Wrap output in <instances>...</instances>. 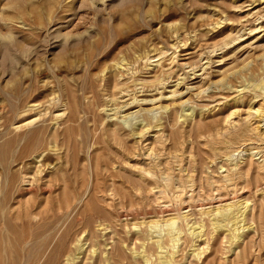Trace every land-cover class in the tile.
I'll return each mask as SVG.
<instances>
[{"label":"rangeland","instance_id":"1","mask_svg":"<svg viewBox=\"0 0 264 264\" xmlns=\"http://www.w3.org/2000/svg\"><path fill=\"white\" fill-rule=\"evenodd\" d=\"M12 12L15 19L7 22ZM7 33L12 40L1 37ZM88 50H96L89 70L83 62ZM122 60L130 64L119 69ZM28 68L42 70L26 110L35 107L12 119L9 93L17 81L29 87L23 79ZM90 79L97 88L84 94L81 86ZM65 84L82 104L96 96L93 111L80 114L81 133L87 130L92 138L85 135L87 143H81L77 137L75 155L60 147L46 160L30 156L24 164L30 179L38 168L43 182L64 175L85 202L93 198L114 216L106 223L112 227L103 230L107 225L99 219L93 229L101 244H109L106 249L122 237L124 264H146V256L149 264H161L157 258L164 253L143 240L147 233L165 236V227L150 231L149 221L187 214L179 220L181 241L170 249L176 251L173 264H264V0H0V147L45 126L51 148L48 135L62 130L68 114L60 103ZM128 112L131 122L124 117ZM96 135L100 139L92 141ZM21 166L12 169L18 174ZM20 180L18 174L20 189L32 186ZM31 198L21 193L9 210L15 215ZM229 204L244 211L239 225L250 226L240 231L241 239L231 244L224 228L207 238L208 245L206 236L191 235L190 225L208 223L201 210ZM12 247L3 253V264L19 261ZM89 249L80 257L98 264ZM193 249L204 250L200 259Z\"/></svg>","mask_w":264,"mask_h":264},{"label":"bare ground","instance_id":"2","mask_svg":"<svg viewBox=\"0 0 264 264\" xmlns=\"http://www.w3.org/2000/svg\"><path fill=\"white\" fill-rule=\"evenodd\" d=\"M101 1L103 2L104 0H101ZM93 3L95 4L96 2L93 1ZM8 6H9V8L13 9V8H15L16 3H13V4L8 5ZM5 16H6L5 17L6 21L11 22L13 19H15L16 15L12 12V14L9 13ZM12 35H13L12 33H7L6 35H2L1 37L12 40L13 39ZM88 51L89 52L85 53V55H84L85 59L83 62H86L87 68L89 70V68L91 67L90 61L94 58V56H96V50H88ZM14 55H12V56H14ZM129 64L130 63L127 60H122L117 65H118L119 69H121V68L124 69L127 66H129ZM14 69L15 68H13V70ZM41 71H42L41 69L40 70L29 69V68L25 69L23 79L26 80L24 82H30L31 83L29 85V87L24 88L22 86V83L20 81H17L18 83H16L14 85V87L11 89L9 94H11L12 100L10 103V107H9L10 109L9 110L11 111L12 119H15L16 116H19L22 113H26L28 111L29 112L33 111V108L35 107V105L28 106L27 110H26V107L30 103L29 99L34 97V93L36 92V89H35V86H33V82L37 78V76H39L41 74ZM127 71H129V69H127ZM120 76H122V74ZM21 81H22V79H21ZM89 81L90 82H89V84L87 83L88 84L87 86H84V87H83V85L81 86V90L83 91L84 94H88L89 91H92L93 87L94 88L96 87V85L93 86L94 81L92 79H90ZM114 81H116V79ZM164 81H166L165 77L163 79H161V83ZM13 83H14V81H13ZM158 83H159V85L161 84L160 82H158ZM116 84L117 83L114 82V86H116ZM64 89H67V90H65L66 93L64 95H62V98L64 97L65 100L63 101V99H62V101L60 103L64 102L66 104L65 108H66V111H68V114H67L65 120L63 121L64 125H63V128L60 132L55 131L54 133H51L50 135L47 134L50 138L49 142L52 143L53 148L51 147L48 149L46 147V144L48 142L45 144V142L47 141V138H46L47 136H45L46 135L45 129L47 127H45V126L33 128V130H30V132H27V133L17 134L16 137H14V139H11V140L7 139V141L3 142V145H1V147H0V166H2V168L0 170V192H1V196H0V264H3V261H4L3 260L4 259L3 253H6L7 246H9V248H11L13 242H14V244L12 247V252L14 254L18 255V257L17 256L14 257L15 258L14 260H17L16 258H18L22 264H24V263L25 264H95V261H93L94 258L92 260L93 262L90 260L91 263L90 262L87 263L86 261L88 258L85 257V261H84L83 256L80 257L81 254H84L86 252L88 247H90L89 253L91 254V256L96 257V258H97V256H99L98 262H97L98 264H124L123 262L127 259L125 257L126 252L123 251L124 247H122L123 246V244H122L123 241L121 240L122 237H121V239H116V240H118V242L115 240V242H116L115 244H114V242L112 243V244H114V246L111 245L112 248L110 247V249L109 248L106 249L109 246V244H104V245L101 244V242L98 240L99 237L97 236L96 231L93 230L95 223L98 222L99 219L102 222H104L105 224L111 223L110 221L113 220L114 216L112 217V214L110 212L103 210L101 208H98L94 204L95 202L92 201L93 200L92 197H91L92 200L91 199L87 200V198H86L87 201L85 202V200L83 199V193H80L78 191L71 189L68 186V184L66 183V177L64 175H62L61 178L56 177L52 180L51 179H48L47 181L44 180V182H43L44 178H37L36 177L38 174H40L42 172L41 169L38 168V170L35 172V174L33 176L31 175L32 179H30L29 178L30 176H28L26 165L24 164V160L26 158H28L30 156H32V157L34 156V158H36V159L43 158L42 160H46L50 156L49 152L58 151L61 148H64L67 152L72 151V152H74V155H75L76 154L75 153L76 147L78 146L77 137H79V136L83 137L81 143H84L85 135H86V139L92 138L91 135L89 136L87 134V130H86V134H83V132L81 133V130H83L82 129L83 124L80 123L81 122V117H80L81 115L80 114H81L83 109H85L84 111H86L88 109V113H89L91 108L95 107L96 101H94V100H95L96 96L92 97L93 98L92 102L82 104L81 103L82 101L80 102L79 98L77 97V95L75 93V90H73L67 84H65ZM28 92H29V94L27 95L26 93H28ZM175 92L176 91H173V94H175ZM23 96H27L28 99H26V100L24 99L25 101L21 102V99ZM85 98H87V97H85ZM54 100H55V98L53 99L52 103H54ZM57 103H55V104H57ZM56 106H58V105H56ZM168 106H165V108H167ZM47 110H49V109H47ZM47 110L45 111V113L43 115L39 111V113H38L39 119L42 116L46 115ZM91 111H93V110H91ZM64 113H65V111H64ZM64 113H60V114H58L59 116L56 115V117L60 118V116H62ZM132 114H133V112H131V113L128 112L127 114L124 115V117L128 118V120H130L129 122H131V115ZM111 116H113V115H109V118H111ZM185 116H187V114H185ZM185 118L186 117H184V119ZM187 119H188V117H187ZM36 120L37 119L34 118V119L26 122L24 124V126L26 127V126H30V125L34 124ZM42 124H44V123H42ZM95 124H97V123H95ZM95 126L93 125L92 127H95ZM137 129H139V128H137ZM111 132L114 134L115 130L111 129ZM88 133H89V130H88ZM133 133L137 134V132H134V131H133ZM142 133H143V131H142ZM95 137H97V135L93 136L92 141L94 140ZM115 137H116V135H115ZM115 137H114V139H115ZM98 138H99V136H98ZM98 138L97 139L95 138V139L98 140ZM121 140H122L121 143L124 142L123 139H121ZM21 141H23V143H21ZM96 143L97 142H95L94 144H96ZM117 143H119V142H117ZM88 144H89V142H88ZM46 151H48V153H46ZM14 163H16V165H22L20 167V169L18 170V174L21 176L20 181L22 183H24V182L29 183L30 182L32 184V186L27 188L26 191L23 189H20L16 185L18 174L16 173L17 171L15 172L12 169V165ZM96 163H97L96 166H94V167H96L95 169H97V166H98L97 161H96ZM49 165H51V164H49ZM49 165L47 164V166H49ZM41 166H43V164ZM45 166H46V164H45ZM73 169H74V166H73ZM89 169H90V167H89ZM95 177H98V174H96ZM90 179L88 181L92 180V179L91 180ZM97 179L95 180L96 182L98 181ZM61 183L64 186V189L62 187L63 193L61 195H56L55 197H53L52 194H53L54 189H56L57 187H60ZM94 183L92 185L93 187H95ZM87 187H88V185H87ZM136 188L137 187H135V189ZM86 190L87 189H85V191ZM24 192L27 194H31V195L33 194V198H31L30 200H26L25 203H23V204L20 203L21 209L19 211H17L16 214L14 215L9 210L10 206H11L10 204L13 201L16 202V200H18V195H20L21 193H24ZM83 200H84V204H83L84 206L82 205ZM131 203H129V204H131ZM122 204H121V206H122ZM129 206L132 207L133 205L131 204ZM122 208H123V206H122ZM130 209L132 210V208H130ZM241 210L242 209L240 207H237V204H229L226 206L224 205V206L216 207L215 209L208 210V211L207 210H201L200 215L201 216H203V215L207 216L208 217V223H206L207 221L204 222L205 220H201V221L199 220V222L196 221V226L190 225V227H188V228L191 229V235H196L197 238L206 236L205 241L207 240V238L212 237L214 232H218V230L224 228L225 229L224 231L227 232L225 237H227V239H229V242L231 244H233V242L235 240L241 239L242 235H241L240 231L244 230L245 228L250 227V226L245 227V225H239V224H241V222H243L242 219H240V218H241V216H243L244 211H241ZM239 214H240V216H239ZM181 216L182 215H177V216H174V217L172 216V217L166 218V219H161V220L155 219V220L149 221L147 227L150 229V231L153 229H157V230L160 229L161 230V228L165 227V230H164L165 236H163V237H159L157 239H154L153 237L149 236L148 233L147 234L145 232L141 233V234H143V233L146 234L145 238L143 237L144 238V240H143L144 244H145V241L148 240L147 243L150 244L149 246L154 247V248L156 247L157 249H159L160 250L159 253L160 252L164 253V254L161 253L162 254L161 256L158 254L160 256L159 258H157L159 260L158 263L170 264V263L175 261L176 251L174 252V251H171L170 249L174 250V247L177 244V242L181 241L180 239L182 237H180V236H182L181 233L183 232L184 228L179 224V220H183L185 217V216L184 217L182 216L183 217V219H182ZM122 217H124V216H122ZM211 217H213V218H211ZM185 218H187V216ZM201 218L202 217H200V219ZM187 223H188V221L186 222V224ZM111 224H109V225L111 226ZM101 225H102V223L99 222L98 226H101ZM109 225H107V226L103 225L104 227L102 229L107 230L109 228ZM229 225L231 226L230 228H228ZM136 227H137V225H134V228H136ZM138 234H137V236H138ZM135 239H137V238L135 237ZM87 242H89V244H88V247L85 248ZM104 242H105V240H104ZM139 242H141V241H139ZM186 242H187V240H186ZM205 244L208 245V242L206 241ZM95 246L97 248H95ZM143 246L144 245H142V247ZM146 247L144 246V248H146ZM126 248H129V247H126ZM134 250L132 249L131 251H133V252H131V253L138 256L139 254L135 253L136 250H135V252H134ZM163 250H165V252ZM142 252H143V250H142ZM194 252H197V253H195L196 255L194 254L195 257H197V259H200V256L203 254L204 250L198 251V249H195ZM156 253H157V251H156ZM148 257L149 256H146L144 258L146 264L150 263V260L148 259ZM79 259H80V261H79ZM157 259H156V261H157ZM142 260H143V257H142ZM7 261H9V260H7ZM19 261H17V262H19ZM151 263H152V261H151ZM135 264H138V263H135Z\"/></svg>","mask_w":264,"mask_h":264}]
</instances>
